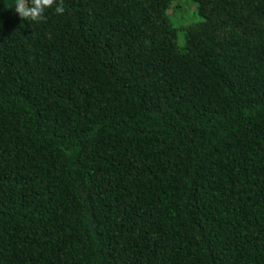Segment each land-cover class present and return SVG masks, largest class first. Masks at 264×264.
Masks as SVG:
<instances>
[{
    "label": "trees",
    "instance_id": "trees-1",
    "mask_svg": "<svg viewBox=\"0 0 264 264\" xmlns=\"http://www.w3.org/2000/svg\"><path fill=\"white\" fill-rule=\"evenodd\" d=\"M14 7L0 264H264V0Z\"/></svg>",
    "mask_w": 264,
    "mask_h": 264
},
{
    "label": "clouds",
    "instance_id": "clouds-1",
    "mask_svg": "<svg viewBox=\"0 0 264 264\" xmlns=\"http://www.w3.org/2000/svg\"><path fill=\"white\" fill-rule=\"evenodd\" d=\"M55 5L57 14H64V0H15V11L22 20L40 22L45 19V10Z\"/></svg>",
    "mask_w": 264,
    "mask_h": 264
},
{
    "label": "rangeland",
    "instance_id": "rangeland-1",
    "mask_svg": "<svg viewBox=\"0 0 264 264\" xmlns=\"http://www.w3.org/2000/svg\"><path fill=\"white\" fill-rule=\"evenodd\" d=\"M191 4V3H190ZM182 5L184 6L185 5V7H186V3L184 2V3H182ZM192 11L190 10V9H187V11H186V13H185V15H184V21H185V23H187V22H190V21H193L194 19H195V17H194V15H192ZM173 19V18H172ZM173 21V20H172ZM182 20L180 19V18H177L176 20H175V22L173 21V24H174V26H177V25H179L180 23H182L181 22Z\"/></svg>",
    "mask_w": 264,
    "mask_h": 264
}]
</instances>
